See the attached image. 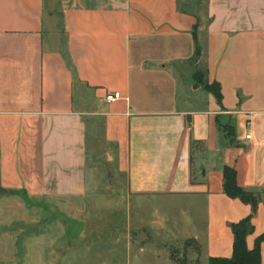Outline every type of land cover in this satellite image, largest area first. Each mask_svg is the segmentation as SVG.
<instances>
[{"label": "crops", "instance_id": "1", "mask_svg": "<svg viewBox=\"0 0 264 264\" xmlns=\"http://www.w3.org/2000/svg\"><path fill=\"white\" fill-rule=\"evenodd\" d=\"M213 82L220 100L204 86ZM113 91L121 97L107 102ZM105 160L123 176L127 210L112 264L230 257L231 224L246 217L254 246L264 0H0V184L104 199ZM224 166L254 208L224 192ZM259 253L264 264V241Z\"/></svg>", "mask_w": 264, "mask_h": 264}, {"label": "rangeland", "instance_id": "2", "mask_svg": "<svg viewBox=\"0 0 264 264\" xmlns=\"http://www.w3.org/2000/svg\"><path fill=\"white\" fill-rule=\"evenodd\" d=\"M108 164L105 160L97 171L104 199L103 194L71 199L32 195L0 184V264H110L119 244L116 235L128 230L127 210L117 204L126 201L119 190L123 176ZM187 244L171 252L181 259L179 249Z\"/></svg>", "mask_w": 264, "mask_h": 264}, {"label": "trees", "instance_id": "3", "mask_svg": "<svg viewBox=\"0 0 264 264\" xmlns=\"http://www.w3.org/2000/svg\"><path fill=\"white\" fill-rule=\"evenodd\" d=\"M195 51H198L197 47L195 48ZM204 86L210 91H213L217 99H221L219 84L217 82H213L210 84L206 83ZM223 175L224 192L230 197H237L241 201L251 204L254 208L257 199L255 194L240 188L236 184L234 169L232 167L224 166ZM262 197L264 201V192L262 194ZM231 228L234 237L231 256L210 257L208 260V264H260L259 245L262 241H264V232L256 237L254 246L249 249L246 246V235L252 229L249 223V217H246L236 223H232ZM170 255L171 258H175V255L172 252L170 253Z\"/></svg>", "mask_w": 264, "mask_h": 264}, {"label": "built area", "instance_id": "4", "mask_svg": "<svg viewBox=\"0 0 264 264\" xmlns=\"http://www.w3.org/2000/svg\"><path fill=\"white\" fill-rule=\"evenodd\" d=\"M120 93L118 91H113V92H107L105 95H104V99L107 101V102H111L117 98H120ZM249 124V122H248ZM250 135L249 134H246L245 137H249Z\"/></svg>", "mask_w": 264, "mask_h": 264}]
</instances>
